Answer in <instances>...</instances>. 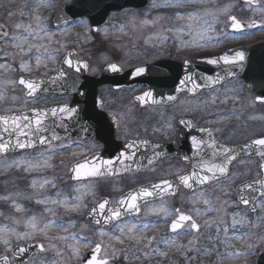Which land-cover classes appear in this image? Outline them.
<instances>
[{
    "label": "flooded vegetation",
    "instance_id": "af4514ba",
    "mask_svg": "<svg viewBox=\"0 0 264 264\" xmlns=\"http://www.w3.org/2000/svg\"><path fill=\"white\" fill-rule=\"evenodd\" d=\"M230 2L227 22L222 24L190 25L187 9L160 7L152 10L149 4L144 9L110 12L93 33L86 18H65L61 23L55 22L59 8H54L40 25L51 33L50 37L30 41L45 44L47 52L44 48L40 53L33 49L29 56L23 57L24 60L31 58L32 71L29 73L19 71L22 57L15 54L17 50L0 41V64L17 69H0V96H3L0 99V117L15 112L31 116L32 110L36 109L49 112L46 122L60 140L50 143L55 152L51 154L49 166L40 171L44 175L61 177L69 198L79 195L74 188L89 183L69 178L76 163L94 156L115 159L120 152L136 153L133 161H127L132 165L131 171L94 181V195L83 197L87 207L80 212H68V222L74 224L72 232L77 231V221L82 234L96 233L98 238L93 244L103 241L110 264H226L222 261L228 256L226 253L237 251L244 254L241 256H245L247 264H256L258 257L264 256V209L247 211L249 223L235 230L231 228L232 214L244 207L235 206L239 197L238 186L246 182L255 183L258 177L264 176L259 170L260 158L255 154L249 157L241 153L229 166L232 183L224 188L215 184L205 186L207 198L218 211L197 217L201 227L196 248L200 251H180L163 243L172 235L167 225L174 218L176 209L193 216L196 215L195 208L202 213L205 209L203 203L194 208L190 202L192 193L183 187L174 195L164 197L163 202L172 213L169 219L152 214L151 205L143 208L142 216L159 222L157 227L147 232V237H154L150 246L146 241L124 240L120 243L109 240L107 236L100 237L97 226L89 224L85 215L95 201L108 199L115 202L134 188L161 179L175 180L176 173L190 172L195 159L184 160L182 157H192V137L208 140L211 133V139L217 145L237 149L254 139L264 138V0H254L253 5H246L244 0ZM9 14V10L0 8V29L9 35L17 34ZM229 16H235L244 24L243 31H230ZM132 18L136 23H125ZM19 21L23 19L15 22ZM253 22L258 26L248 28L247 24ZM76 27L81 29L80 33H76ZM258 45L261 51L254 59L260 66L258 71L247 73L249 82L231 77L211 85L205 82V77L217 74H205L204 70L195 67L199 65L197 62L217 58L228 50ZM41 53H44L42 63L37 69L35 56ZM66 59L72 61L73 67L69 68L64 63ZM111 64H117L122 71H109ZM79 65L87 67L77 71ZM136 67H143L144 73L133 75ZM252 68L258 69L256 65ZM60 72L65 74L64 77L54 80ZM25 75L43 81L36 99L28 97L26 89L18 83ZM187 76H192L198 87L193 88L192 82L182 83ZM104 78L110 80L102 82ZM148 92L159 103L138 99ZM169 96L174 99L169 100ZM64 106L75 109L71 118L59 113L57 117L51 116V109ZM50 134L45 133L46 136ZM132 142L135 144L129 149L126 145ZM62 144L69 147L62 148ZM44 151V147L37 146L10 153L0 158V162L17 157H35ZM205 151L210 150L205 148ZM156 153L162 155L157 157ZM149 157L153 158L152 165H148ZM205 221H216L221 228L227 224L229 236L233 237L228 241L231 247L220 242L225 239L222 232L217 239L216 224L209 227ZM192 236L193 233L189 232L177 243L187 246ZM157 248L162 255L150 254V249ZM205 248L209 249L207 255L204 254ZM89 254L90 250L85 248L84 253L77 257V264H83ZM36 255L26 264H30ZM10 264H13L12 259Z\"/></svg>",
    "mask_w": 264,
    "mask_h": 264
},
{
    "label": "snow or ice",
    "instance_id": "6c2138e0",
    "mask_svg": "<svg viewBox=\"0 0 264 264\" xmlns=\"http://www.w3.org/2000/svg\"><path fill=\"white\" fill-rule=\"evenodd\" d=\"M191 0H174L172 6H181L184 3H189ZM41 5L47 4V0H39ZM246 5H253L254 0H244ZM227 11V9H225ZM183 19V17H178ZM39 19V17H37ZM188 19H195V15L189 13ZM229 26L233 32H241L244 29V24L239 21L235 16H229ZM258 25L253 23H248V28L257 27ZM17 30L23 29L22 32L18 34L9 35V33L0 29V41H3L13 49H16V55L22 57L19 64V71L23 73H29L32 71L31 58L29 60H24L23 57L29 56L33 49L37 53H40L41 48H47L45 44H34L30 41L32 40H43L45 36L51 35L46 28L40 27L38 30H34L30 25L25 26L22 24L16 25ZM44 53L35 56V67L38 69L42 63V57ZM243 53L237 51L235 56L229 57L224 55L220 58L225 64H233L237 60H243ZM208 64H217L219 61L209 59L206 61ZM69 68L73 67L71 60L66 59L64 61ZM86 68V65H79L76 70L79 71L80 68ZM0 69L7 71H16V68L10 67L7 64H0ZM109 71L119 72L122 69L117 64L109 65ZM145 69L143 67H136L133 75L139 76L144 73ZM64 73L60 72L59 76L54 78L61 79L64 77ZM192 82L193 88L198 87L192 76H187L182 83ZM206 83L218 82V79L213 81L211 78H205ZM10 83H17L16 81H10ZM18 83L26 89V95L33 99H36L38 93L41 91L43 81L34 80L31 77L25 75L21 76ZM3 99V96H0ZM142 102L151 100L152 103H159L152 98L150 92L145 93L144 96L138 97ZM169 100H173L174 97L169 96ZM59 114H65L67 117L71 118L75 113V109L69 108L67 106L60 108H53L50 111L52 117H57ZM49 115L48 111L45 110H32V115H26L23 112H15L14 114L0 117V158L6 157L10 153H15L17 151H27L36 148L37 146L44 147L46 151L40 152L35 157H20L14 159L6 167H13L20 169L22 168L25 172H31L39 170L44 167L49 166V160L51 159V154L55 152V149L50 147L52 141H59L60 137L56 135L54 131H51L50 125L46 122ZM185 126L187 122H185ZM51 133L46 136L45 133ZM135 142L127 144L126 146L131 149ZM191 152L192 157H182L184 160L195 159V163L191 164V171L185 173H176L175 180L161 179L158 182H153L148 185H142L139 188H134L126 193H123L121 197L112 202L108 199H101L95 201L91 209L85 213L88 218V222L91 225L97 226L96 231L99 233L100 237L107 236L109 240H114L123 243L124 240L135 241L140 243L141 241H146L147 246L153 243L154 237H147V232L152 228L158 226L157 222L149 221L145 216H142V210L145 206L151 205L150 212L154 215L162 217V219L167 220L172 216L164 204V197L174 195L180 187L189 190L192 193L190 202L195 206L199 203L205 205L203 213L199 208H195L196 215H189L176 209L174 218L171 219V223L167 225L170 233L172 234L166 238L163 243L169 248H176L180 251H200L196 248V244L199 239V230L201 225L197 222V217L202 214H207L213 211H218L212 202L207 198V192L205 186L215 184L217 187L224 188L228 184L232 183V179L229 177V166L236 161L240 154L243 153L246 156L251 157L253 154L260 158L259 170L264 173V138H258L251 141V143L246 144L243 148L237 149L233 147L220 146L217 145L214 139H211V133H209L208 140H198L195 137L191 138ZM62 148L69 147L68 145H61ZM158 147V146H154ZM205 148L209 149V152L205 151ZM135 152L124 153L120 152L119 155L113 159H103L98 156H94L91 159L85 158L82 162L76 163L72 168V179L78 182L89 181L88 184H80L78 187L74 188V191L79 195L72 196L71 198L67 196H62L61 193L57 192L55 196H44L37 197L36 203L45 205V211L51 213L55 216V210L53 208L47 207L49 202L54 205L64 209L65 212H80L87 205L83 202V197L89 194L94 195L93 192V182L102 178H108L119 173H127L132 170V165L127 163V161H133L135 157ZM162 153H156V156H161ZM148 165L153 164V158H148ZM119 165L120 167H117ZM36 181L32 182V186L36 187ZM45 185H51L55 188L56 185L52 181L45 180L39 185L42 189ZM238 201L235 206L239 207L243 205L244 207L241 211L232 214L231 228L233 230L237 227H243L249 223L246 218L247 211L255 212L257 208L264 209V176L258 177L255 183H244L238 186ZM247 193V194H246ZM228 193H225L227 195ZM8 199V197H4ZM160 201L159 204L156 202ZM227 203V202H224ZM17 212L22 211V208L18 204H13ZM233 206V205H229ZM205 223L211 227L213 223L216 224V235L219 239L221 232L225 237L224 240L220 241L224 243L227 247H231L228 243L233 237L229 236V227L227 224L221 228L220 223L216 221H205ZM74 226L72 222L69 224L59 223L55 220L49 219L44 222L37 220L35 216L30 217L25 227L29 231L23 233L17 232L15 229H10L7 226L0 227V244H3L6 250L12 252V257L15 258L17 253L23 256L29 245H17L16 248H12L11 236H16L18 241H31L34 237L39 234H44L47 238V233L54 227H58L64 235L58 237H52L60 241H72L69 247L72 249L73 256L80 255V246L88 248L90 250L89 258L84 261V264H110L108 259V254L106 252L103 241H99L93 244L87 237L81 236L75 232H70L69 228ZM189 232L193 233L192 239L189 240L188 245H180L177 241L184 235H188ZM239 239V237H236ZM211 239V238H210ZM40 252H44L47 249L43 244L37 245ZM54 247V246H51ZM249 248L252 247L251 244L248 245ZM103 253V255H102ZM61 253L57 251V255ZM150 254H163L159 249H150ZM204 254H209V249L205 248ZM228 256H241L243 253L237 252H227ZM115 256V253H112ZM219 258V257H218ZM0 264H10L8 256L0 257ZM18 264H24L23 261H19Z\"/></svg>",
    "mask_w": 264,
    "mask_h": 264
},
{
    "label": "rangeland",
    "instance_id": "374dc122",
    "mask_svg": "<svg viewBox=\"0 0 264 264\" xmlns=\"http://www.w3.org/2000/svg\"><path fill=\"white\" fill-rule=\"evenodd\" d=\"M70 2L71 0H47V4L41 5L39 0H0V8L9 10L10 14L8 17L14 20V28L18 34L23 29L17 30L16 25H30L32 29L38 30L52 9L61 5H68ZM173 3L174 0H151L150 7L152 10L160 7L185 8L188 13L195 15V19H189L190 25L204 24L206 26L226 23V15L231 8L230 0H191V2L184 3L181 6H172ZM124 17L127 18L128 16L124 15ZM17 19H23V21L15 22ZM125 23H136V19L132 18V21H125ZM80 30L79 27L75 29L76 33H80ZM18 158L20 157L13 158L12 160L4 159V161L0 162V227L7 226L10 229H15L19 233L29 231L25 227V224L33 216L40 222L52 219L57 224H69L68 212H65L63 208L54 206L49 202L47 207L53 208L56 213L53 216L51 213L45 211V205L36 203L37 197L55 196L57 192L61 193L62 196L69 197V191L65 189L62 178L59 176L44 175L40 169L31 171L29 172L30 174L16 175L14 172H22L23 169H18L15 166L9 168L6 165ZM45 180L54 182L56 187L53 188L51 185H45L41 189L39 185ZM33 181L37 182L35 188L32 186ZM4 197H8V199H4ZM14 203L18 204L22 208V211L17 212L13 206ZM76 229L77 234L87 237L92 242L98 238V235L94 232L82 234L81 225L77 221ZM69 231L72 232V227L69 228ZM60 235H64V233L58 227H54L47 233V238H45L44 234L38 233L31 241H18L16 236H11L10 240L12 248L17 247L18 244L24 245L34 242L41 243L45 246L47 250L44 254L36 255V258L30 264H77L76 260L78 256H73L72 249L69 247V244L73 242L60 241L52 238ZM80 249L81 255L84 253L85 248L80 246ZM57 251L61 254L57 255ZM10 253L11 251L6 250L5 246L0 244V255L9 257ZM9 259L11 258L9 257ZM222 261L226 264H247L245 262V256H225V259Z\"/></svg>",
    "mask_w": 264,
    "mask_h": 264
},
{
    "label": "water",
    "instance_id": "95a60500",
    "mask_svg": "<svg viewBox=\"0 0 264 264\" xmlns=\"http://www.w3.org/2000/svg\"><path fill=\"white\" fill-rule=\"evenodd\" d=\"M148 0H73L70 6L68 7H61L59 10L56 21L55 22H63L64 17H62L63 11L65 15L68 14L70 18H87L91 24V32H95L97 28L104 23L105 18L107 17L108 13L112 10H119L122 8L133 7L137 9H141L146 7ZM231 30V28H230ZM232 31V30H231ZM255 50H259L256 48H241L237 51L243 53V60H237L233 64H225L223 63L220 58L215 59L219 61L217 64H208L206 61L199 62L198 66L199 70H204L205 74H217L212 76H207L206 78H211V80L215 81L218 79V82L222 81L223 79L227 78V76H239L245 82H249L248 78L245 76L249 72H256L259 70L260 63L256 62L254 57L256 56ZM237 51H232V57L235 56ZM246 53H248V57L245 58ZM231 57L230 53H226ZM254 62V63H253ZM257 66L258 69H253V66ZM110 80L109 78L102 79V82H107ZM214 83H211L213 85ZM71 178V177H70ZM38 244H29L27 252L21 256L17 253V256L14 258L16 260V264L19 261H23L26 263L30 256L36 253V248ZM90 255L87 256L89 258ZM2 257V256H0ZM86 258V259H87ZM85 259V261H86ZM84 264V262H83ZM256 264H264V256H260Z\"/></svg>",
    "mask_w": 264,
    "mask_h": 264
}]
</instances>
